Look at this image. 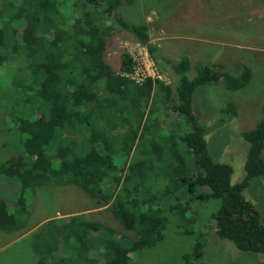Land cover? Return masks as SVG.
<instances>
[{"label": "trees", "instance_id": "obj_1", "mask_svg": "<svg viewBox=\"0 0 264 264\" xmlns=\"http://www.w3.org/2000/svg\"><path fill=\"white\" fill-rule=\"evenodd\" d=\"M135 1H2L0 17L8 19L0 27V62L17 54L25 57L22 65L30 81L17 77L15 84L24 102L36 105L26 115L24 110H16L17 117L10 114L22 152L0 164V176L17 183L19 194L17 200L0 195V229L16 232L26 226L27 190L74 184L92 198L95 209L111 211L124 229L134 232L116 238V231H106L98 219L83 221L85 234L78 242L86 253L91 247L85 241L88 231L109 234L95 244L102 258L85 254V264H130L132 252L164 239L172 215L194 225L199 238L183 264H212L202 260L208 226L200 215L210 198L220 201L209 220L216 234L243 251L264 253V220L244 194L255 177L264 178V115L242 132L249 144L245 176L233 182V166L217 160L206 139L212 128L235 115L233 104H226L221 112L227 116L214 126L202 123L194 110L201 85L243 89L252 78V65L244 63L236 76L223 64H192L187 53L160 47L151 41L147 23L119 13ZM123 32L176 78V97L163 79L138 83L131 78L136 63L128 51L110 57ZM123 238L129 243H122ZM43 258L36 264H45Z\"/></svg>", "mask_w": 264, "mask_h": 264}, {"label": "rangeland", "instance_id": "obj_2", "mask_svg": "<svg viewBox=\"0 0 264 264\" xmlns=\"http://www.w3.org/2000/svg\"><path fill=\"white\" fill-rule=\"evenodd\" d=\"M8 1L15 3L17 0ZM119 13L129 21L147 23L153 43L177 55L187 53L192 64L220 63L231 69L233 75L239 76L244 65L237 59L238 55L254 59H245L246 64L253 67L252 78L245 88L233 91L220 85H201L194 103L197 117L202 123L211 126L227 116L221 112L226 104H233L235 115L229 118L230 121L212 128L206 134V139L212 155L233 166V182L240 181L245 176L244 165L249 148L242 132L254 127L264 115V0H136L131 5L121 7ZM7 19V16L0 17V27ZM116 40L117 50L116 54L110 56L112 59H117L119 51L126 50L140 62L138 73H144L147 69L154 73L151 61L147 59L149 55L131 34L123 32L116 36ZM23 61L25 57L17 54L0 62V164L22 152V140L9 118L19 116L23 110L26 115L36 105L34 101L25 103L22 90L16 88L17 77L26 83L30 81L24 73ZM157 68V74L173 87V97H176V78L161 67ZM18 194L17 183L0 176V195L17 200ZM244 194L257 205L264 220V178L255 177ZM25 198L29 216L23 217L28 219L25 221L26 226L21 228L22 232L0 229V264H34V251L45 258V264H85L86 255L99 260L102 258V252H98L99 247L95 244L109 237L106 232L108 229L116 231V238L121 233L129 237L134 233L124 229L111 211L95 209L92 198L74 184L39 186L35 190H27ZM203 204L200 215L204 226L210 228H205L208 243L202 260L212 264L264 261V253L243 251L232 241L216 234L209 220L220 207L218 199L210 198ZM9 205L14 211V206ZM73 212H79L77 215L81 217L71 220L73 215H67V218L62 215ZM91 212L93 215H90ZM44 219L51 221L41 223ZM95 219L104 225L106 231H100L98 236L96 231H88L85 241L91 247L86 253L78 242L79 235L85 234V224L81 223ZM170 219L164 239L153 247L132 252L130 264L184 263L185 256L199 238L194 225L182 223L175 215ZM58 224L62 225L59 227ZM201 228L204 230L203 226ZM30 229L25 235L14 238L19 232L23 234L27 232L24 230ZM128 238L121 239L122 243H129Z\"/></svg>", "mask_w": 264, "mask_h": 264}, {"label": "built area", "instance_id": "obj_3", "mask_svg": "<svg viewBox=\"0 0 264 264\" xmlns=\"http://www.w3.org/2000/svg\"><path fill=\"white\" fill-rule=\"evenodd\" d=\"M140 44V43H139ZM141 45V44H140ZM145 50H144V52H146V54H148L149 55V53H148V51H147V49H146V47L145 46H143V45H141ZM133 57V56H132ZM145 57H147V56H145ZM147 59L149 60V61H151V64H152V70H153V74L151 73V72H149L148 71V69H147V71L146 72H144V73H138V70H139V68H140V62H137V59H136V57H134V61H135V63H136V66H135V68H134V71L131 73V78H133L136 82H138V83H142L143 82V80L145 79V78H148V77H152V78H160V79H162L161 78V76L159 75V74H157V72H156V70L158 69L157 68V65L153 62V60L151 59V57H150V55H149V57H147Z\"/></svg>", "mask_w": 264, "mask_h": 264}, {"label": "crops", "instance_id": "obj_4", "mask_svg": "<svg viewBox=\"0 0 264 264\" xmlns=\"http://www.w3.org/2000/svg\"><path fill=\"white\" fill-rule=\"evenodd\" d=\"M218 24H220V22L218 23ZM221 24H224L223 22H221ZM228 25V24H227ZM228 30V29H227ZM237 33V32H236ZM237 59H240V63L242 62V64H244V63H246V60L245 59H247V60H250V59H252V61L254 60L251 56H249V57H245V56H240V55H238V58ZM254 64H255V61H254ZM255 66V65H254ZM252 70H253V67H252ZM79 212H73V213H70V214H62V215H64L65 217L67 216V215H73V216H76L77 214H78ZM58 214V216L59 215H61L60 213H57ZM67 218V217H66ZM48 220H50V219H44V220H42L41 221V223L42 222H44V221H48ZM4 231V230H3ZM21 231V230H20ZM24 231H27V232H25V233H23V234H21V232H19V234L17 235V236H14V238H18L19 236H21V235H25L26 233H28V232H30L31 231V229L30 230H24ZM15 233H18V231H16ZM31 247H33V246H31ZM30 249H32V248H30ZM34 264H36L37 263V261H38V259H39V254L37 253V252H35L34 251ZM35 257H36V259H35Z\"/></svg>", "mask_w": 264, "mask_h": 264}]
</instances>
